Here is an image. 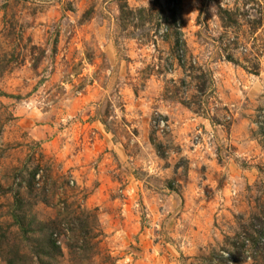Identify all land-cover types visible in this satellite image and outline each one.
I'll return each instance as SVG.
<instances>
[{
	"label": "rangeland",
	"instance_id": "1",
	"mask_svg": "<svg viewBox=\"0 0 264 264\" xmlns=\"http://www.w3.org/2000/svg\"><path fill=\"white\" fill-rule=\"evenodd\" d=\"M0 264H264V0H0Z\"/></svg>",
	"mask_w": 264,
	"mask_h": 264
}]
</instances>
